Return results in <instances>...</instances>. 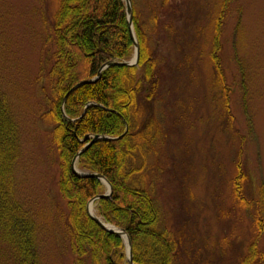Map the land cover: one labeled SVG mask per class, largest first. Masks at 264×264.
<instances>
[{
  "label": "rangeland",
  "instance_id": "obj_1",
  "mask_svg": "<svg viewBox=\"0 0 264 264\" xmlns=\"http://www.w3.org/2000/svg\"><path fill=\"white\" fill-rule=\"evenodd\" d=\"M222 2L137 0L159 87L136 108L143 127L136 164L143 169L135 179L151 191L177 240L176 264H243L257 235L255 212L236 202L233 181L242 162L249 199L264 182V0L232 1L224 18L220 56L230 113L211 59ZM56 6L0 0V84L20 126L16 190L38 223L41 263L74 264L59 152L43 118L49 105L42 88L51 86L41 71L55 50ZM259 242L264 252V232Z\"/></svg>",
  "mask_w": 264,
  "mask_h": 264
},
{
  "label": "trees",
  "instance_id": "obj_2",
  "mask_svg": "<svg viewBox=\"0 0 264 264\" xmlns=\"http://www.w3.org/2000/svg\"><path fill=\"white\" fill-rule=\"evenodd\" d=\"M51 18L54 52L41 78L50 81L49 109L43 118L52 126L60 159L59 191L67 201L71 252L74 264H129L122 236L101 227L88 213V204L105 193L97 177H80L73 160L93 136L94 142L78 158L85 173L103 175L113 186L112 195L95 200L98 215L106 223L126 230L133 246L134 264H176L178 243L163 224L162 212L151 191L135 179L143 168L136 164L138 126L136 108L142 94L153 100L159 87L158 62L150 45V29L133 4V25L140 45L139 63L129 61L135 54L124 0H56ZM165 1V0H164ZM223 0L215 21L211 59L218 83L224 89V106L230 101L221 63V32L229 5ZM157 19L156 16H154ZM97 78V79H96ZM85 83L72 89L82 81ZM139 130H138V129ZM21 155V131L12 104L0 84V264H42L36 219L19 200L16 166ZM248 181L242 162L237 164L233 195L245 210H254L257 235L243 264H264L259 239L264 232V182L256 198L244 189Z\"/></svg>",
  "mask_w": 264,
  "mask_h": 264
},
{
  "label": "water",
  "instance_id": "obj_3",
  "mask_svg": "<svg viewBox=\"0 0 264 264\" xmlns=\"http://www.w3.org/2000/svg\"><path fill=\"white\" fill-rule=\"evenodd\" d=\"M125 3H126V8H127V15H128V21H129V25H130V29H131V34H132V37L135 41V55L134 57L129 60V61H122V62H109L107 64H105L100 72H99V76L97 78L100 77L101 73L103 70H105L107 67L111 66V65H126V66H134V65H137L139 63V59H140V45H139V42H138V39L136 37V33H135V30H134V25H133V4H132V0H124ZM96 78V79H97ZM96 79H93V80H87V81H82L80 82L78 85H76L73 89L75 90L76 88H78L79 86L85 84V83H89V82H93L95 81ZM124 135L120 136V137H117V138H112V137H108V136H101V135H95L92 137L91 141L89 143H87L83 149H81V151L78 153V155L75 157V159L73 160V164H72V167H73V171L80 177H97L99 178L107 187H108V190L106 193L104 194H101V195H98L96 198H94L93 200H91L88 204V213L89 215L101 226L103 227L104 229L106 230H109V231H112V232H115V233H118L122 236V238L124 239V242H125V245H126V252H127V256H128V260H129V264H134V259H133V246H132V241L129 237V235L127 234L126 230L122 229V228H119L113 224H110V223H106L105 221L102 220L101 217L99 216H95L91 213L90 211V205L92 203L95 202V200L97 199H101V198H108L112 195V192H113V186L112 184L101 174H97V173H85L81 170H79L77 168V161H78V158L79 156L84 152L86 151L94 142L102 139V138H107V139H110V140H114V139H120L122 138Z\"/></svg>",
  "mask_w": 264,
  "mask_h": 264
},
{
  "label": "bare ground",
  "instance_id": "obj_4",
  "mask_svg": "<svg viewBox=\"0 0 264 264\" xmlns=\"http://www.w3.org/2000/svg\"><path fill=\"white\" fill-rule=\"evenodd\" d=\"M90 211H91V213H92L93 215L98 216V215H97V212H96V208H95L94 203H92V204L90 205Z\"/></svg>",
  "mask_w": 264,
  "mask_h": 264
}]
</instances>
